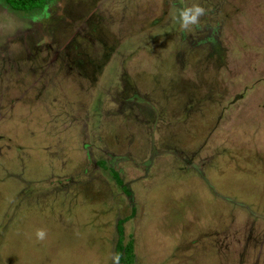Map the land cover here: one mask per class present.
<instances>
[{
    "label": "rangeland",
    "instance_id": "obj_1",
    "mask_svg": "<svg viewBox=\"0 0 264 264\" xmlns=\"http://www.w3.org/2000/svg\"><path fill=\"white\" fill-rule=\"evenodd\" d=\"M72 1L0 6V264H264V0Z\"/></svg>",
    "mask_w": 264,
    "mask_h": 264
},
{
    "label": "trees",
    "instance_id": "obj_2",
    "mask_svg": "<svg viewBox=\"0 0 264 264\" xmlns=\"http://www.w3.org/2000/svg\"><path fill=\"white\" fill-rule=\"evenodd\" d=\"M49 0H3V2L12 10L19 12H31L33 10H41L44 7V4ZM104 165L103 163H100ZM115 181L118 184H122L117 174H113ZM122 221L117 223V233L116 240L114 243V251L119 254V262L121 264H135V255H133V245L132 242L123 243L122 237Z\"/></svg>",
    "mask_w": 264,
    "mask_h": 264
},
{
    "label": "flooded vegetation",
    "instance_id": "obj_3",
    "mask_svg": "<svg viewBox=\"0 0 264 264\" xmlns=\"http://www.w3.org/2000/svg\"><path fill=\"white\" fill-rule=\"evenodd\" d=\"M60 2L62 3V5L60 6L61 10H64L65 8H70V9L72 8L71 14L76 12L75 15L70 16L71 20H69L68 23H70L72 20H75V19L80 20L81 17L84 16V13L86 12L84 3L76 2L74 4L72 0H60ZM2 4H3V2L1 1L0 2V6ZM48 4H50V2ZM48 4L44 5V7L40 11L45 12V9L47 8ZM72 11H73V13H72ZM88 17L91 18L90 17V13L88 14ZM83 23H84L83 25L90 23L89 26L86 29H88V31L90 30L91 33H96L99 30V19H96L95 17H92V19H90L89 21H85V22L83 21ZM61 25H65V24H60L59 27H62ZM81 25L82 24L79 25L80 29L78 30V32H80V33H78L79 35H77L79 38H83L85 36V34H82L83 30L81 31ZM55 31H56V29H51L50 30L52 35L57 36V35H55L56 34ZM0 40H1V38H0ZM6 42H7V44L5 46ZM8 43H9V40L0 42V53H1V56L4 55V52H8L10 50V49H8L9 47H7ZM70 43H71V46L67 49L66 54L67 55H75V54H77L78 50H79V44L80 43L77 42V41H74V40L72 42H70ZM8 54H11V53H8ZM0 66H2V65H0Z\"/></svg>",
    "mask_w": 264,
    "mask_h": 264
},
{
    "label": "clouds",
    "instance_id": "obj_4",
    "mask_svg": "<svg viewBox=\"0 0 264 264\" xmlns=\"http://www.w3.org/2000/svg\"><path fill=\"white\" fill-rule=\"evenodd\" d=\"M204 12V8L198 4H192L191 6L176 9L174 19L178 21L180 29L184 30L197 25L199 18L204 15ZM34 235L37 241H42L46 236V232L43 228H40L35 230ZM119 259L118 253L113 254L111 256L112 264H119Z\"/></svg>",
    "mask_w": 264,
    "mask_h": 264
}]
</instances>
